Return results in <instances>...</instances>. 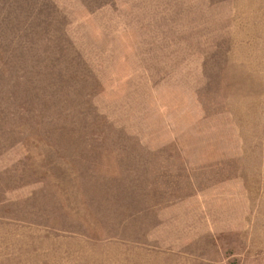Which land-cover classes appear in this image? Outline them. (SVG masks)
Segmentation results:
<instances>
[{
	"label": "rangeland",
	"instance_id": "374dc122",
	"mask_svg": "<svg viewBox=\"0 0 264 264\" xmlns=\"http://www.w3.org/2000/svg\"><path fill=\"white\" fill-rule=\"evenodd\" d=\"M0 264H264V0H0Z\"/></svg>",
	"mask_w": 264,
	"mask_h": 264
}]
</instances>
